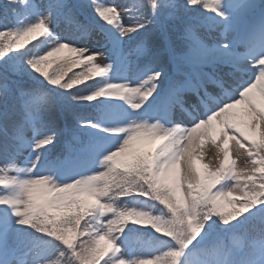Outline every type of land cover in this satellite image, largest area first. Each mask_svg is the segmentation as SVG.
<instances>
[{"label":"snow or ice","instance_id":"6c2138e0","mask_svg":"<svg viewBox=\"0 0 264 264\" xmlns=\"http://www.w3.org/2000/svg\"><path fill=\"white\" fill-rule=\"evenodd\" d=\"M0 264H264V0H0Z\"/></svg>","mask_w":264,"mask_h":264},{"label":"trees","instance_id":"16d2710c","mask_svg":"<svg viewBox=\"0 0 264 264\" xmlns=\"http://www.w3.org/2000/svg\"><path fill=\"white\" fill-rule=\"evenodd\" d=\"M78 69H73V71H77Z\"/></svg>","mask_w":264,"mask_h":264},{"label":"rangeland","instance_id":"374dc122","mask_svg":"<svg viewBox=\"0 0 264 264\" xmlns=\"http://www.w3.org/2000/svg\"><path fill=\"white\" fill-rule=\"evenodd\" d=\"M55 67V66H54ZM69 75H71V72H69Z\"/></svg>","mask_w":264,"mask_h":264}]
</instances>
